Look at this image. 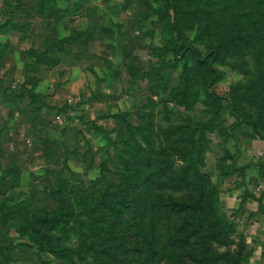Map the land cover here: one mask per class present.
I'll return each mask as SVG.
<instances>
[{
    "label": "rangeland",
    "instance_id": "rangeland-1",
    "mask_svg": "<svg viewBox=\"0 0 264 264\" xmlns=\"http://www.w3.org/2000/svg\"><path fill=\"white\" fill-rule=\"evenodd\" d=\"M162 1L0 0V264H93L98 245L79 221H112L104 195L121 186L129 127L145 144L137 128L151 125L170 146L180 141L167 138L170 126L209 119L203 102L185 110L174 95L183 61L168 52ZM211 2L216 11L222 0ZM251 56L216 62L224 76L212 90L226 97L249 83L233 65L251 69ZM206 139L201 169L220 191L219 212L245 241V264H264V138L226 104ZM174 224L162 222V235ZM87 231L97 244L105 234Z\"/></svg>",
    "mask_w": 264,
    "mask_h": 264
},
{
    "label": "trees",
    "instance_id": "trees-1",
    "mask_svg": "<svg viewBox=\"0 0 264 264\" xmlns=\"http://www.w3.org/2000/svg\"><path fill=\"white\" fill-rule=\"evenodd\" d=\"M162 2L161 9L171 12L166 23L168 52L183 61L174 95L185 110L203 102L210 117L197 121L185 116L182 123L170 126L167 138L180 137L170 146L157 143L151 125L137 128L142 144L130 126L131 151L125 169L118 173L121 186L111 192L113 197L104 195L106 200L114 199L106 202L110 207L104 204L109 213L102 215L112 221L97 227L80 220L87 226L80 232L98 245L93 264H245L246 243L236 241V228L219 212L220 191L201 168L206 134L215 128L226 104L238 123L264 138V0H222L216 10L221 14L210 8L211 0ZM195 9L204 11L205 19ZM188 31H195L193 38ZM246 49L252 55V68L233 66L250 82L235 84L226 97L219 96L212 87L224 73L216 62L240 56ZM246 104L255 105L254 115ZM62 215L58 212L51 218L60 222ZM167 221L175 224L162 235L159 226ZM27 226L32 229V224ZM87 230L105 233L102 243L90 239ZM51 245L60 254V248Z\"/></svg>",
    "mask_w": 264,
    "mask_h": 264
}]
</instances>
